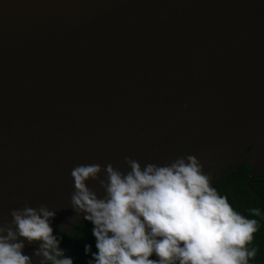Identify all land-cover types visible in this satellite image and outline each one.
<instances>
[{"label": "water", "instance_id": "obj_1", "mask_svg": "<svg viewBox=\"0 0 264 264\" xmlns=\"http://www.w3.org/2000/svg\"><path fill=\"white\" fill-rule=\"evenodd\" d=\"M189 155L264 177V0H0V227L44 205L73 243L74 167Z\"/></svg>", "mask_w": 264, "mask_h": 264}, {"label": "clouds", "instance_id": "obj_2", "mask_svg": "<svg viewBox=\"0 0 264 264\" xmlns=\"http://www.w3.org/2000/svg\"><path fill=\"white\" fill-rule=\"evenodd\" d=\"M124 159L130 167L126 174L112 164L104 168L81 164L71 171L75 189L71 202L94 225L97 252L91 253L88 264H249L255 257L256 250L248 245L258 230L257 220L233 209L211 186V174L204 173L195 156L143 168L130 157ZM102 170L103 180L98 175ZM89 179L98 180L106 190L104 199L87 187ZM250 211L261 215L259 208ZM10 215L15 231L0 227V264H32L22 252L24 243L13 242L17 234L29 243L42 241L35 255L44 261L73 264L53 235L49 221L55 211L25 204ZM90 251L91 245H86L85 253Z\"/></svg>", "mask_w": 264, "mask_h": 264}, {"label": "trees", "instance_id": "obj_3", "mask_svg": "<svg viewBox=\"0 0 264 264\" xmlns=\"http://www.w3.org/2000/svg\"><path fill=\"white\" fill-rule=\"evenodd\" d=\"M249 167L242 164L236 171H231L228 175L217 179L211 186L216 188L221 196H226L233 209L248 219H256L258 230L254 234L253 241L249 248L256 250L254 258L249 260V264H264V177H252L249 187L245 185L249 177ZM259 208L260 216H253L251 209ZM94 225L86 219L79 225L73 226L74 242L69 232L64 231L60 237L55 232L59 240V247L66 248L63 252L64 257H71L73 264H88L92 260L91 253L97 252L95 247L96 240L92 234ZM91 245V251L85 253V246ZM157 259L155 255L151 257ZM44 264H52L51 261H45ZM94 264V262H93Z\"/></svg>", "mask_w": 264, "mask_h": 264}]
</instances>
